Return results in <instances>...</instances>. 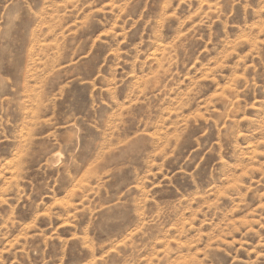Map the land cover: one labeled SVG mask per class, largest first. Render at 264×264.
<instances>
[{
    "label": "rangeland",
    "instance_id": "rangeland-1",
    "mask_svg": "<svg viewBox=\"0 0 264 264\" xmlns=\"http://www.w3.org/2000/svg\"><path fill=\"white\" fill-rule=\"evenodd\" d=\"M0 264H264V0H0Z\"/></svg>",
    "mask_w": 264,
    "mask_h": 264
}]
</instances>
